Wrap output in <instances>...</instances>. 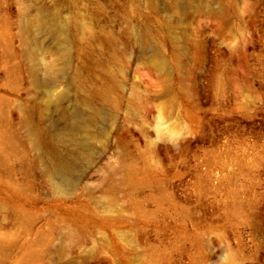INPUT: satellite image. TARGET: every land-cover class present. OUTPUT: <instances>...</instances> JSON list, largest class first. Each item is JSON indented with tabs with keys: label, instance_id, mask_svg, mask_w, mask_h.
Segmentation results:
<instances>
[{
	"label": "rangeland",
	"instance_id": "1",
	"mask_svg": "<svg viewBox=\"0 0 264 264\" xmlns=\"http://www.w3.org/2000/svg\"><path fill=\"white\" fill-rule=\"evenodd\" d=\"M0 264H264V0H0Z\"/></svg>",
	"mask_w": 264,
	"mask_h": 264
},
{
	"label": "bare ground",
	"instance_id": "2",
	"mask_svg": "<svg viewBox=\"0 0 264 264\" xmlns=\"http://www.w3.org/2000/svg\"><path fill=\"white\" fill-rule=\"evenodd\" d=\"M53 29V28H55V22H50L49 20H47V18H46V16H44V15H42V14H40V16H39V19H38V21H37V26H36V28H35V30L37 31V32H39V31H41V30H43V29ZM56 33H57V35H60V32L57 30L56 31ZM158 65L160 66V67H163L164 66V63L162 62V61H159L158 62ZM37 144L40 146V141H39V139H37ZM57 169V166H55V170Z\"/></svg>",
	"mask_w": 264,
	"mask_h": 264
}]
</instances>
